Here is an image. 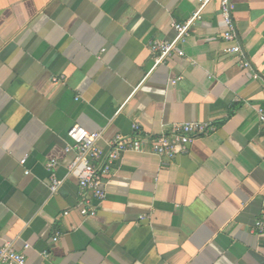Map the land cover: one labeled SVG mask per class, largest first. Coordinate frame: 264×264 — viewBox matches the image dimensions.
Segmentation results:
<instances>
[{"label": "crops", "instance_id": "obj_1", "mask_svg": "<svg viewBox=\"0 0 264 264\" xmlns=\"http://www.w3.org/2000/svg\"><path fill=\"white\" fill-rule=\"evenodd\" d=\"M232 3L247 68L223 53L216 0H0V247L25 264H264V0ZM195 10L183 55L155 65L150 41ZM197 121L216 128L187 154L122 153L101 202L67 175L74 124L106 149L133 123Z\"/></svg>", "mask_w": 264, "mask_h": 264}, {"label": "built area", "instance_id": "obj_2", "mask_svg": "<svg viewBox=\"0 0 264 264\" xmlns=\"http://www.w3.org/2000/svg\"><path fill=\"white\" fill-rule=\"evenodd\" d=\"M218 2V16L222 24L221 39L228 45L223 53L236 55L239 65L247 68L249 62L243 58L241 45L237 42L235 23L232 16V0H216ZM201 12L195 10L185 21L176 23L174 29L176 36L173 40H151L148 48L157 65L165 61L167 56L176 54L183 55V50L178 47L186 41L192 26L201 19ZM256 78V76H253ZM180 79L179 77L177 80ZM58 81V78H53ZM257 120L261 131L264 134V108L259 106L256 109ZM214 125L204 122H184L175 124L169 132L159 134L142 133L138 123L132 124L133 133L130 135H117L106 143V149L99 144L100 132L89 131L84 127L74 124L66 131V138L69 141L64 148L65 152H73L74 156L67 165V175L74 174L77 177L78 185L83 192H89L92 198L98 202L104 200L105 183L112 173V166L119 156L127 151L146 152L149 151L158 156H165L172 159L178 155L188 153V145L195 137L204 136L215 130ZM25 159L19 161L24 164ZM57 160L52 158L46 164L49 172V190L55 193L61 185L62 180L55 175ZM65 214L67 212H64ZM83 215H93L94 210L83 206L80 209ZM253 230L258 233L264 232V217L257 218L253 224ZM58 239L56 233L53 240ZM25 255L16 251L11 244H4L0 247L1 264H25Z\"/></svg>", "mask_w": 264, "mask_h": 264}]
</instances>
